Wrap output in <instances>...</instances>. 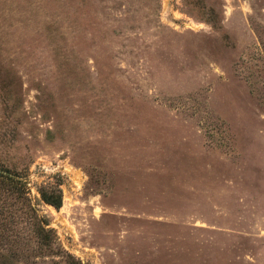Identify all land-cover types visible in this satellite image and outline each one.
Here are the masks:
<instances>
[{"label": "rangeland", "instance_id": "rangeland-1", "mask_svg": "<svg viewBox=\"0 0 264 264\" xmlns=\"http://www.w3.org/2000/svg\"><path fill=\"white\" fill-rule=\"evenodd\" d=\"M0 173V264H264V0H0Z\"/></svg>", "mask_w": 264, "mask_h": 264}, {"label": "trees", "instance_id": "trees-1", "mask_svg": "<svg viewBox=\"0 0 264 264\" xmlns=\"http://www.w3.org/2000/svg\"><path fill=\"white\" fill-rule=\"evenodd\" d=\"M0 180L6 184H13V182L21 183V177L13 176L12 174L0 173ZM41 199L52 205L55 208H60L62 204V196L59 189L47 190L44 188L40 189ZM34 234L37 237L38 247L45 252H54L56 249L52 243L51 233L52 228L46 227L47 221L43 218L38 217L35 221L32 222Z\"/></svg>", "mask_w": 264, "mask_h": 264}]
</instances>
